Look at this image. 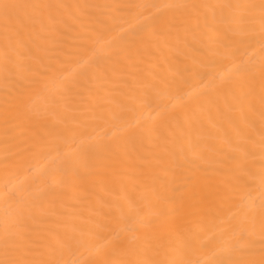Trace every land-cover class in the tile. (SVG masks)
Segmentation results:
<instances>
[{"label":"bare ground","instance_id":"1","mask_svg":"<svg viewBox=\"0 0 264 264\" xmlns=\"http://www.w3.org/2000/svg\"><path fill=\"white\" fill-rule=\"evenodd\" d=\"M0 264H264V0H0Z\"/></svg>","mask_w":264,"mask_h":264}]
</instances>
